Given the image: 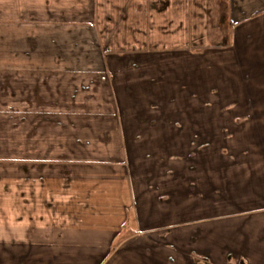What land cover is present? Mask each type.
<instances>
[{"label":"crops","instance_id":"crops-1","mask_svg":"<svg viewBox=\"0 0 264 264\" xmlns=\"http://www.w3.org/2000/svg\"><path fill=\"white\" fill-rule=\"evenodd\" d=\"M0 17V264H264V0Z\"/></svg>","mask_w":264,"mask_h":264},{"label":"rangeland","instance_id":"rangeland-1","mask_svg":"<svg viewBox=\"0 0 264 264\" xmlns=\"http://www.w3.org/2000/svg\"><path fill=\"white\" fill-rule=\"evenodd\" d=\"M210 8L214 11V10H217L216 9V7H215V5L211 2L210 3ZM102 11V10H101ZM31 12L34 14H37V15H39V10H31ZM225 13V12H224ZM226 14V13H225ZM99 15H101V17L103 16L102 14H99ZM220 17H222L223 18V20H224V22L223 23H225L226 22V20L228 21V19H227V17L224 15V14H219V16H217L216 17V19L213 21V19L211 20V24H210V26H209V29H210V32L211 33H215L216 32V28H217V23H219V21L221 20L220 19ZM5 18L4 17H0V20H4ZM20 24H21V22H20ZM8 25L9 24H1L0 25V28H7L8 27ZM27 25H34V24H30V23H27ZM221 28V27H220ZM182 60V59H181ZM100 62V60L98 59V58H96V63H99ZM163 65V64H162ZM174 66V76H176L177 77V79H178V76H177V74L179 73V71H178V69H177V66H178V64L177 65H173ZM170 74H172V73H170ZM161 76H163V77H166L167 79H169L168 78V76L167 75H169V74H165V73H161L160 74ZM174 79V78H173ZM173 79H171L170 80V83L171 84H173L174 82H173ZM159 81H163V80H159ZM164 85H165V82L163 81L162 83H159V95H165L166 97L163 99V100H166L167 99V96H168V93L166 92V93H164V89H163V87H164ZM170 85V84H169ZM169 85H168V87H169ZM146 87H147V85H146ZM146 87L144 86V84H142L141 83V87H140V95H141V93H144L145 94V92H146ZM175 91H176V89L174 88V87H171V90H170V92L173 94V92H174V94H175ZM129 92H130V94L131 95H134V96H136V97H138L139 98V86H134L133 84H131V86H130V88H129ZM149 92H151V90L149 91ZM112 97V96H111ZM116 124H118L117 123V120H115V122H113V121H111V127H113V126H117ZM117 128V127H116ZM149 139V141L147 142V146H148V148L145 146V144H146V139H145V144H144V140H143V143H142V146H143V152H142V154H141V156H140V159L142 158V159H144L145 161H149V162H153V164H154V161L156 160V158H157V160L161 157V155H164L165 153H158V152H156V151H154L153 150V147H154V139L155 138H148ZM144 148H145V152H144ZM151 149H152V151H151ZM14 151H17V150H14ZM15 154H17V152H14ZM15 154H12L13 156L12 157H14V155ZM146 155H149L148 157H149V159H150V157H151V159L150 160H148V157H146L145 158V156ZM6 156H7V154H6ZM27 156H31V154H29V155H27ZM101 157L102 158H100V156L98 155L97 156V161H104V160H106V161H113V160H115L116 158H115V152L113 153V156H108L107 154H105V156L103 157L102 155H101ZM142 162V161H141ZM10 162H0V164H9ZM152 170H153V168H152ZM151 170V171H152ZM0 177H1V175H0ZM0 255H1V252H0ZM5 258L7 259V257L5 256Z\"/></svg>","mask_w":264,"mask_h":264}]
</instances>
